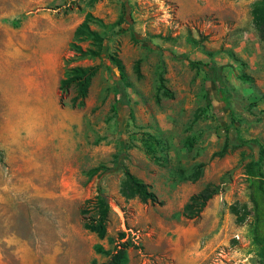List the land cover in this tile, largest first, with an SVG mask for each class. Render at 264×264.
Returning <instances> with one entry per match:
<instances>
[{"label": "rangeland", "instance_id": "obj_1", "mask_svg": "<svg viewBox=\"0 0 264 264\" xmlns=\"http://www.w3.org/2000/svg\"><path fill=\"white\" fill-rule=\"evenodd\" d=\"M124 1L131 21L111 31ZM254 1L0 0V264H24L21 254L28 264H50L42 259L49 244L59 251L58 264H103L119 242L128 244L126 264H259L253 216L237 223L230 211L246 205L251 212L246 165L264 147V41L252 25ZM87 13L106 25L91 27L108 37L104 49L122 61L130 84L128 106L116 104L115 112L104 53L78 60L68 48ZM170 52L210 63L217 77ZM162 62L172 98L160 94L156 101ZM93 65L100 69L85 106L73 107L74 87L60 94L59 81L69 68ZM242 72L254 82H240ZM232 123L243 140L256 143L240 145ZM147 135L165 140L168 151L147 153ZM120 140L128 146L129 171L160 203L124 199L121 172L88 175L110 166ZM226 140V153L216 156ZM199 164L201 175L191 181ZM98 184L112 210L102 240L83 228ZM209 184L218 194L198 217H184L190 196ZM96 245L104 252L96 253ZM69 249L71 258H64Z\"/></svg>", "mask_w": 264, "mask_h": 264}, {"label": "trees", "instance_id": "obj_2", "mask_svg": "<svg viewBox=\"0 0 264 264\" xmlns=\"http://www.w3.org/2000/svg\"><path fill=\"white\" fill-rule=\"evenodd\" d=\"M128 6L126 2H122V13L119 15L118 19L109 25V29L112 31L115 27H120L124 24H129L131 21V16L127 13ZM250 14L252 19V25L256 32V35L260 41H264V0H255L251 4ZM128 19V20H127ZM92 25H97L101 28H106V25L102 23L101 20L93 17L91 13H87L84 16L82 22L74 29L72 34V39L68 44L69 50L73 51L76 59L85 60L100 57L104 53L108 65L106 69L112 74L113 79V93H114V105L112 107L113 111H116V104L123 106H128L129 99L127 95V89L130 88V84L127 80V75L124 69L122 61L117 57V55L110 54L107 48L104 49V44L108 40L107 36L101 35L96 30L92 29ZM131 31L132 40H137V34L133 31L131 25H129ZM115 32V31H114ZM82 42H89L90 48L83 49L80 45ZM165 53V50H160ZM169 56L174 60H184L187 61L191 68L202 70L205 75H211L216 78L218 71L211 67L210 63H203L200 61L189 60L185 55H176L172 52ZM240 63V61L238 60ZM139 60H137L133 65L134 73L138 78L141 77L139 70ZM100 69V65L93 66H75L69 68L65 71L64 77L59 81L58 91L60 94L67 93V91L74 87V96L71 98V104L73 107L83 108L85 106V100L88 96V91L92 82V79L97 74ZM114 70V71H113ZM165 74L164 63H161V69L158 73L157 80L158 86L155 93L156 101L159 100L160 94L165 97L172 98V93L165 86V79L163 75ZM236 78L242 82L251 84L254 79L245 74L238 73ZM219 95L222 101L227 104L225 89L219 87ZM196 118V117H195ZM236 130V141L240 145H247L250 143H256L255 141L243 140L239 133L237 132L236 125L231 124ZM146 147V152L151 156H155L156 152L164 154L168 151V144L165 140L156 138L151 135H147L144 140ZM227 140L225 141L220 152L216 156L222 157L227 151ZM258 157L256 160L250 161L246 165V175L249 178V202L252 206L251 212L248 211L246 205L241 206V210L238 205H233L230 207L231 213L236 216V222L242 223L247 215L253 216L252 224V242L257 247V256L259 264H264V174H263V162H264V147L259 145ZM128 146L124 140H120V149L113 155L110 166L100 165L96 168L89 170L88 175L103 177L108 174L121 172L123 178L120 183L119 193L126 199H133L137 197L141 202H151L160 203L158 201L157 195L151 191L150 186L144 183L142 180L137 178L132 174L127 165L126 160L128 158ZM202 164L196 167L194 176L191 177V181H196L201 175ZM219 187L215 185H207L201 191L190 196L188 202L183 206V215L188 219H194L198 217L203 209L205 208L207 202L216 194H218ZM91 209L94 214L89 217H83V228L96 235L99 240H102L107 235V225L109 223L110 214L112 213L109 201L105 192L100 184L96 187V195L91 202ZM87 209L82 210V215L86 213ZM243 212V214H242ZM125 236L123 233L118 235L119 241L124 240ZM127 242H119L114 245L112 253L110 254L107 262L103 264H126V249ZM96 253H103L104 250L101 245L95 246Z\"/></svg>", "mask_w": 264, "mask_h": 264}, {"label": "crops", "instance_id": "obj_3", "mask_svg": "<svg viewBox=\"0 0 264 264\" xmlns=\"http://www.w3.org/2000/svg\"><path fill=\"white\" fill-rule=\"evenodd\" d=\"M3 184H1V188H2ZM3 193L1 192V201L3 200ZM44 254L42 256V259H44L45 261H48L50 262V264H58V261L60 260V254H59V251H57L56 249H54L50 244L43 247L42 248ZM19 251V250H18ZM46 251V252H45ZM69 252L67 254H65L64 258H67V256L69 258H71V250L69 249L68 250ZM20 259L22 260V263L24 264H28V257L24 254H21L20 256ZM97 257L95 254L92 256V258H95ZM63 258V259H64ZM1 262V261H0Z\"/></svg>", "mask_w": 264, "mask_h": 264}]
</instances>
